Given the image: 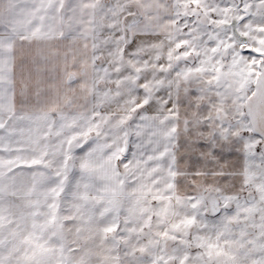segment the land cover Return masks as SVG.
I'll return each instance as SVG.
<instances>
[{"label":"snow or ice","instance_id":"1","mask_svg":"<svg viewBox=\"0 0 264 264\" xmlns=\"http://www.w3.org/2000/svg\"><path fill=\"white\" fill-rule=\"evenodd\" d=\"M0 264H264V0H0Z\"/></svg>","mask_w":264,"mask_h":264}]
</instances>
